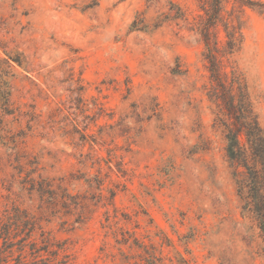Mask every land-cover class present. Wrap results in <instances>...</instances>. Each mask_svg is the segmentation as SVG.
Returning <instances> with one entry per match:
<instances>
[{"label": "rangeland", "instance_id": "rangeland-1", "mask_svg": "<svg viewBox=\"0 0 264 264\" xmlns=\"http://www.w3.org/2000/svg\"><path fill=\"white\" fill-rule=\"evenodd\" d=\"M204 17L199 0H0V60L23 59H10L0 213L42 217L71 264H264L215 126ZM243 19L232 60L264 127V12Z\"/></svg>", "mask_w": 264, "mask_h": 264}, {"label": "trees", "instance_id": "trees-1", "mask_svg": "<svg viewBox=\"0 0 264 264\" xmlns=\"http://www.w3.org/2000/svg\"><path fill=\"white\" fill-rule=\"evenodd\" d=\"M199 2L205 14L200 34L205 45L203 56L210 73L208 97L216 107L215 126L221 128L224 134L226 157L243 214L255 222L264 242V127L259 122L247 78L232 60L244 42V9L250 7L264 12V1ZM229 4L230 10L227 9ZM224 12H227V16ZM220 31L224 33L223 39L219 37ZM10 59L23 63L21 55L0 60V131L3 130V116L13 113ZM6 139L0 133L1 142L7 144L9 141ZM10 142L15 143V137L12 136ZM32 186L39 192L42 202L47 207L51 205L57 212L55 206L59 203V195L52 184L42 180L38 184L32 183ZM61 199V205L72 213L75 209L72 203L78 204L73 200L75 196L62 189ZM41 220L42 217L33 216L16 204L0 213V264H71L65 244L45 231ZM81 221L80 213L71 225ZM37 230L39 236L33 238Z\"/></svg>", "mask_w": 264, "mask_h": 264}]
</instances>
